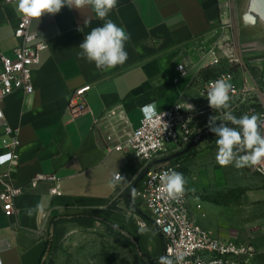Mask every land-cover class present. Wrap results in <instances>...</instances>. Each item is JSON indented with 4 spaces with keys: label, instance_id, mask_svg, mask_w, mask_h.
<instances>
[{
    "label": "crops",
    "instance_id": "1",
    "mask_svg": "<svg viewBox=\"0 0 264 264\" xmlns=\"http://www.w3.org/2000/svg\"><path fill=\"white\" fill-rule=\"evenodd\" d=\"M238 2L235 0L233 13L237 22ZM16 3L0 0V73L1 57H14L19 44L15 29L21 17ZM231 11L227 0H118L109 18L130 33L126 44L128 60L107 71L78 58L85 36L104 23L90 8L65 6L58 14L43 16L39 23L33 20V31L47 47L41 52V62L33 67L34 92L18 91L4 100L0 147L6 137L5 124L19 129L16 185H24L39 174H56L63 194L51 195V184L43 181L16 198L14 214L8 215L0 203L2 264H41L54 216L101 209L116 199L123 201L127 193L131 202V184L143 174L144 163L123 152L109 151L106 135L114 132L116 140L124 139L125 133L140 125L150 106H154L153 112H163L177 103L199 107V89L208 77L203 68L204 51ZM243 49L254 66L256 81L264 69V44L254 41ZM180 64L186 67L185 75L177 69ZM86 84L92 85L89 110L72 118V93ZM200 146L201 143L193 145L192 152ZM184 151L179 154L189 153ZM198 156L192 153L190 159L177 163L188 181L189 207L194 218L212 230L200 197L191 191L193 174L183 167L189 168ZM3 170L6 168H0ZM118 173L126 180L113 188L109 182ZM37 204L40 211L28 216L25 210ZM148 233L157 234L155 229ZM164 243L159 235L158 240L146 239L145 245L149 250L164 251Z\"/></svg>",
    "mask_w": 264,
    "mask_h": 264
},
{
    "label": "built area",
    "instance_id": "2",
    "mask_svg": "<svg viewBox=\"0 0 264 264\" xmlns=\"http://www.w3.org/2000/svg\"><path fill=\"white\" fill-rule=\"evenodd\" d=\"M227 1L233 12H230L227 20L221 22L204 51L203 68L207 70L208 77L199 89L202 104L191 108L177 103L163 112H145L140 125L125 133L124 139L116 140L114 132L107 134L105 139L109 151L123 152L144 163L143 179L135 187L138 192L136 199L145 210L144 218L137 216L138 225L146 229L151 226L161 232L165 242L163 255L171 248L174 253H184L191 264H253L259 254L251 241L223 239L199 224L189 207L190 191L179 202L170 201L164 196L159 179L169 169L181 172L186 178L181 164L166 159L186 150L191 144L197 145L206 140L204 136L211 132L207 127L209 117L221 115L209 107L206 98L210 84L217 79L224 78L233 86L231 111L234 115L256 113L264 117V85L260 86V82L254 80V66L245 55L239 25L233 14L235 0ZM5 2L14 3L17 0ZM32 23L33 21L25 23L21 18L15 29L19 44L14 57H1L3 70L0 73V123L5 119L3 103L7 97L18 91L29 94L35 90L32 83L33 67L41 62V52L47 47V43L33 31ZM177 69L181 75L187 73L183 64L178 65ZM91 89L92 85L86 84L73 91L69 106L72 118L89 110L88 94ZM19 134V129L5 124L6 137L0 147V168L6 170L0 171V203L8 215L14 214L17 197L43 181L51 184V195L63 194L60 178L56 174H39L24 185H16L14 172L18 166V151L21 146ZM254 166L261 172L259 166H264V158ZM197 208L201 210L202 206L198 205Z\"/></svg>",
    "mask_w": 264,
    "mask_h": 264
},
{
    "label": "rangeland",
    "instance_id": "3",
    "mask_svg": "<svg viewBox=\"0 0 264 264\" xmlns=\"http://www.w3.org/2000/svg\"><path fill=\"white\" fill-rule=\"evenodd\" d=\"M239 33L243 46L254 41L264 44V29L241 25ZM257 80L264 85V69ZM204 138L200 149L192 152L195 157L200 154L198 160L189 168L183 167L193 174L192 189L207 211L209 227L224 239L254 242L259 254L253 264H264V175L254 165L242 169L220 166L215 134L207 133ZM129 201L126 194L123 201L116 199L101 209L66 214L59 224L54 248L46 254L43 264H143L136 245L118 230H110L104 221L128 229L138 238L142 251L159 258L163 249L149 250L145 245L146 239L158 240L159 231L149 226L141 233L138 217L144 218L145 210L138 199L131 198L132 205ZM77 214L86 218L79 222L70 218ZM149 229H155L157 234L150 236Z\"/></svg>",
    "mask_w": 264,
    "mask_h": 264
},
{
    "label": "clouds",
    "instance_id": "4",
    "mask_svg": "<svg viewBox=\"0 0 264 264\" xmlns=\"http://www.w3.org/2000/svg\"><path fill=\"white\" fill-rule=\"evenodd\" d=\"M77 10L88 7L95 17L104 21L102 26L94 27L79 45L78 58L94 63L96 69L107 71L124 65L128 60L126 44L130 41V33L123 26L117 25L109 18L110 13L118 7V0H17L16 12L25 23L35 20L40 22L45 15L58 14L62 8ZM232 84L220 78L212 82L207 90L208 105L221 115L210 116L207 127L215 134L217 145L216 160L220 166L232 165L237 169L253 166L264 158V117L260 114H243L239 117L231 111ZM192 108V105H190ZM153 112L154 106L145 109ZM219 121V123H217ZM164 196L170 201L179 202L190 191L185 176L174 169L165 171L159 177ZM125 177L115 174L109 184L115 188ZM194 191V189H191ZM138 192L132 188L131 196L136 198ZM26 214L32 216L40 211V205L27 208ZM141 228L140 232H146ZM157 264H191L184 253H174L169 248L167 254L161 255Z\"/></svg>",
    "mask_w": 264,
    "mask_h": 264
},
{
    "label": "water",
    "instance_id": "5",
    "mask_svg": "<svg viewBox=\"0 0 264 264\" xmlns=\"http://www.w3.org/2000/svg\"><path fill=\"white\" fill-rule=\"evenodd\" d=\"M237 19H238L239 30L241 25H244L246 27L260 28L263 30L264 0H240L237 5ZM192 146L193 144H191L184 152L189 151L192 148ZM181 153H183V151L180 152V154ZM170 159L171 157H168L166 160H170ZM259 170L264 174V166H259ZM143 176L144 173L142 174V177ZM107 223L112 225L114 228H116L125 236H127L136 245L140 255L143 254V251L140 246V242L133 233H131L128 229L123 228L121 225L111 223L109 221H107ZM53 239H54V226L52 225L50 228L51 243L49 245V248L52 245Z\"/></svg>",
    "mask_w": 264,
    "mask_h": 264
},
{
    "label": "trees",
    "instance_id": "6",
    "mask_svg": "<svg viewBox=\"0 0 264 264\" xmlns=\"http://www.w3.org/2000/svg\"><path fill=\"white\" fill-rule=\"evenodd\" d=\"M258 109H262V107H258ZM237 117H239V116H237ZM195 147V146H194ZM194 147H192V149H191V151H189V153H186V154H183V155H180L179 154V152H177V153H174L173 155H171L170 157H171V161L172 162H181V161H186V160H188V159H190L191 158V156H192V150H193V148ZM142 179H143V177H142V175L133 183V185L131 186V188H133L134 186L135 187H137L140 183H141V181H142ZM127 195H128V193H127ZM129 203H130V205H132L131 204V202L129 201ZM144 215V214H143ZM68 216V215H67ZM71 216V215H70ZM89 217H91V218H97V217H95V216H93V215H89ZM64 218H67L66 216H54L52 219H51V226L53 225L54 226V239H53V242H52V245H51V247L49 248V245H50V243H51V240H50V238L48 239V242H47V249H46V253L45 254H47L50 250H52L53 248H54V244H55V242H56V239H57V233H58V231H59V224L62 222V220L64 219ZM69 218V217H68ZM70 218H72V220H74V221H82L84 218H86L85 216H82V215H72ZM92 220V219H91ZM105 223H107V221H104ZM108 224V223H107ZM108 226H109V228H110V230H113V231H116L117 229L116 228H114L112 225H110V224H108ZM124 228V227H123ZM158 230V229H157ZM159 231V230H158ZM120 232V231H119ZM159 233H160V235L162 236V234H161V232L159 231ZM121 236H123L124 238H128L127 236H125L124 234H122L121 232L119 233ZM163 237V236H162ZM158 259L159 258H156V257H154L151 253H149V252H145V251H143V254L141 255V261H142V263L143 264H157V262H158ZM41 264H43V262L41 263Z\"/></svg>",
    "mask_w": 264,
    "mask_h": 264
}]
</instances>
